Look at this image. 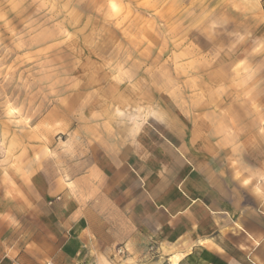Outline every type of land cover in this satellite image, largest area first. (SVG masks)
<instances>
[{
    "label": "rangeland",
    "instance_id": "rangeland-1",
    "mask_svg": "<svg viewBox=\"0 0 264 264\" xmlns=\"http://www.w3.org/2000/svg\"><path fill=\"white\" fill-rule=\"evenodd\" d=\"M112 129H197L235 177L264 164L260 0H0V209H33V168L65 175ZM13 222L0 264H20Z\"/></svg>",
    "mask_w": 264,
    "mask_h": 264
},
{
    "label": "crops",
    "instance_id": "crops-1",
    "mask_svg": "<svg viewBox=\"0 0 264 264\" xmlns=\"http://www.w3.org/2000/svg\"><path fill=\"white\" fill-rule=\"evenodd\" d=\"M225 149L112 129L65 175L33 168V209H0V234L21 227L20 264H264V164L235 177Z\"/></svg>",
    "mask_w": 264,
    "mask_h": 264
},
{
    "label": "built area",
    "instance_id": "built-area-1",
    "mask_svg": "<svg viewBox=\"0 0 264 264\" xmlns=\"http://www.w3.org/2000/svg\"><path fill=\"white\" fill-rule=\"evenodd\" d=\"M120 251V250H119Z\"/></svg>",
    "mask_w": 264,
    "mask_h": 264
}]
</instances>
